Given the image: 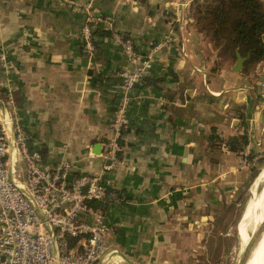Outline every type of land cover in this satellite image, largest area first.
Here are the masks:
<instances>
[{
  "label": "crops",
  "instance_id": "1",
  "mask_svg": "<svg viewBox=\"0 0 264 264\" xmlns=\"http://www.w3.org/2000/svg\"><path fill=\"white\" fill-rule=\"evenodd\" d=\"M77 1L105 20L93 27L108 34H93L91 54L80 48L79 7L0 0V105L11 96L28 143L46 160H68L71 174L100 173L119 86L114 78L125 63L111 33L130 35L142 53L168 35L140 78L147 84L133 89L121 162L108 172V186L122 197L105 211L106 264H178L174 255L207 216L202 212L216 191L211 182L234 166L244 173L239 152L264 146V96L257 94L264 59L246 72L233 63L209 67L191 19L181 28L169 19L168 6L177 0ZM211 127L221 139L216 147L208 141ZM232 134L250 137L239 152L223 144Z\"/></svg>",
  "mask_w": 264,
  "mask_h": 264
},
{
  "label": "built area",
  "instance_id": "2",
  "mask_svg": "<svg viewBox=\"0 0 264 264\" xmlns=\"http://www.w3.org/2000/svg\"><path fill=\"white\" fill-rule=\"evenodd\" d=\"M181 4L176 7L179 27L189 19L179 8ZM88 7H84L78 34L82 49L91 54L93 24L105 20ZM111 38L122 50L125 63L116 70L122 95L113 106L110 134L101 142V156L109 162L105 161L100 173L79 172L68 179V160L49 162L39 149L28 147L29 134L11 108V96L0 105V264L107 263L111 251L105 240L108 222L89 201L103 198L110 182L108 172L121 162L117 152L129 125L128 109L135 84L150 67L155 50L170 39L163 35L142 53L130 35L113 31ZM258 95L264 96V89ZM247 152L245 149L237 156L240 167L247 165Z\"/></svg>",
  "mask_w": 264,
  "mask_h": 264
},
{
  "label": "rangeland",
  "instance_id": "3",
  "mask_svg": "<svg viewBox=\"0 0 264 264\" xmlns=\"http://www.w3.org/2000/svg\"><path fill=\"white\" fill-rule=\"evenodd\" d=\"M75 1L78 2L77 0ZM180 2L182 4L179 5V8L181 6L182 12L191 19L190 23L193 33L196 34L194 38L199 41L198 53L204 56L203 58L210 65L209 67L216 68L220 65L231 69L230 65L234 62V58L226 54L221 55L219 48L215 45L208 32L196 30L197 27L192 21L193 17L188 13L189 0H177L168 6L169 19H172V24H175L174 27H179V21H176L178 9L175 7ZM261 2L264 6V0H261ZM71 5L77 6L82 10L86 6V4L81 3ZM88 8L92 9L90 5ZM82 12L83 20L84 11ZM182 19H185V17L183 16ZM94 25L96 24H93V27ZM80 48L82 52H85L82 49L83 44L81 41ZM255 63L256 61L243 72L251 70ZM261 145H258L260 148L256 149L255 147V149H250L246 153L247 165L242 167L243 169L245 168L244 173L237 171L234 166L229 171L226 169L225 172L223 171L224 173H219L218 177L211 182L213 188L216 187V191H214L215 195L210 197V205L202 212V214L205 213L207 216L191 229L193 236L189 234L192 237L186 239L188 244L184 246L185 248L181 251V254L179 251L178 254L174 255L178 264H237L240 254L236 234L237 223L246 200L252 194L251 187L264 167V146Z\"/></svg>",
  "mask_w": 264,
  "mask_h": 264
},
{
  "label": "trees",
  "instance_id": "4",
  "mask_svg": "<svg viewBox=\"0 0 264 264\" xmlns=\"http://www.w3.org/2000/svg\"><path fill=\"white\" fill-rule=\"evenodd\" d=\"M188 13L193 17L196 30L208 32L221 55H230L235 59V51H238L244 56L242 71L253 62L264 58V42L261 39V34L264 33V7L261 0H189ZM91 32L92 36L108 34L107 30L98 26ZM92 42L95 47V41ZM139 81L135 86L141 87L147 84ZM208 141L214 147L221 141L214 127L210 128ZM222 141L226 149L233 152L241 151L247 142L244 135L235 134L228 135ZM28 147L32 148L30 144ZM121 197L117 189L108 186L103 198L91 200L89 204L105 214L106 208L113 203V200Z\"/></svg>",
  "mask_w": 264,
  "mask_h": 264
},
{
  "label": "bare ground",
  "instance_id": "5",
  "mask_svg": "<svg viewBox=\"0 0 264 264\" xmlns=\"http://www.w3.org/2000/svg\"><path fill=\"white\" fill-rule=\"evenodd\" d=\"M251 193L237 223L240 252L237 264H264V230L259 228L260 223L264 225V167L253 183Z\"/></svg>",
  "mask_w": 264,
  "mask_h": 264
},
{
  "label": "water",
  "instance_id": "6",
  "mask_svg": "<svg viewBox=\"0 0 264 264\" xmlns=\"http://www.w3.org/2000/svg\"><path fill=\"white\" fill-rule=\"evenodd\" d=\"M261 39H262V41L264 42V33L261 34ZM243 60H244V56L240 55L238 51H235V59H234V62H233V64H232L231 68H232L233 70H235V71H239V70L241 69V67H242V61H243ZM114 80H115V81H118V76H116V77L114 78ZM114 88H115V90L117 91V92H116V98H115V103H117L118 100H119V97L122 95V91H121L120 86H116V87H114ZM106 162L108 163L109 160H106ZM70 177H71V173H68L67 178L70 179ZM259 226H260L259 228H260V229L262 228V231H263V230H264V225H262V224L260 223ZM259 231H260V230H259Z\"/></svg>",
  "mask_w": 264,
  "mask_h": 264
}]
</instances>
